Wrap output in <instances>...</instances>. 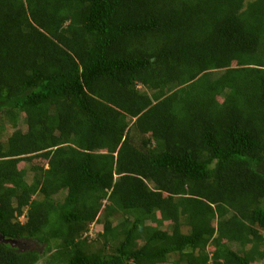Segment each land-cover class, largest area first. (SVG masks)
I'll use <instances>...</instances> for the list:
<instances>
[{"label":"trees","instance_id":"1","mask_svg":"<svg viewBox=\"0 0 264 264\" xmlns=\"http://www.w3.org/2000/svg\"><path fill=\"white\" fill-rule=\"evenodd\" d=\"M0 236V264H264V0H0Z\"/></svg>","mask_w":264,"mask_h":264},{"label":"rangeland","instance_id":"2","mask_svg":"<svg viewBox=\"0 0 264 264\" xmlns=\"http://www.w3.org/2000/svg\"><path fill=\"white\" fill-rule=\"evenodd\" d=\"M138 88H140L141 90H145L146 92L148 91L147 89H143L140 85L138 86ZM26 127L27 126H26L25 120L23 119V115H20L19 120L17 121V128H20L21 130H24V129H26ZM129 130H130V141H131V143H134V145H136V146H138L140 148H145L144 147L145 145H143V140H145L148 135H144L141 132L135 130L134 126H132ZM4 131H5V133H4ZM2 132H3L4 135L8 132V130L5 127V125H4V128H3ZM3 134H2V136H4ZM54 198L57 201L62 200V198H63V192L61 191V192L57 193L54 196ZM20 219L22 221L25 218L22 216ZM164 228H168V226L165 225ZM89 230H90L91 238L94 239V237L96 235L95 233L97 231H100L101 230V227L99 225L92 224L90 226V229ZM183 231L187 232L185 229H183ZM97 245H98V242L97 241L91 242L90 245H89V248L86 247V249L89 250V251H93V250H95L94 248H97ZM44 246H45V244L39 245V250H40L42 256H41L40 260L36 264H44L46 262L45 258L48 257V254L50 252L44 254V252H43ZM109 251H110V249H109ZM173 258H176V255L175 254H172L171 257H170V259H173Z\"/></svg>","mask_w":264,"mask_h":264},{"label":"water","instance_id":"3","mask_svg":"<svg viewBox=\"0 0 264 264\" xmlns=\"http://www.w3.org/2000/svg\"><path fill=\"white\" fill-rule=\"evenodd\" d=\"M0 238H2V237L0 236ZM7 241H8V240H7ZM10 243H12V244H18V242L15 243L14 241H11V240H10Z\"/></svg>","mask_w":264,"mask_h":264}]
</instances>
